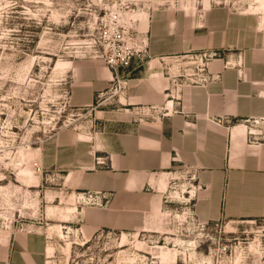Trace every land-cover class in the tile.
I'll return each instance as SVG.
<instances>
[{
  "label": "crops",
  "instance_id": "obj_1",
  "mask_svg": "<svg viewBox=\"0 0 264 264\" xmlns=\"http://www.w3.org/2000/svg\"><path fill=\"white\" fill-rule=\"evenodd\" d=\"M193 67L207 81L194 82ZM117 75L126 86L109 108L116 73L100 62L81 66L70 103L97 127L59 133L42 154L45 167L66 168V188L106 203L78 209L80 229L141 230L182 175L200 223L264 218V141L246 125L264 119L263 24L225 8L155 11L145 54ZM45 256L40 233L0 243V264H46Z\"/></svg>",
  "mask_w": 264,
  "mask_h": 264
},
{
  "label": "rangeland",
  "instance_id": "obj_2",
  "mask_svg": "<svg viewBox=\"0 0 264 264\" xmlns=\"http://www.w3.org/2000/svg\"><path fill=\"white\" fill-rule=\"evenodd\" d=\"M209 8L264 25V0H0V243L40 233L46 264H264V218L200 223L184 195L189 175L171 183L172 199L141 230L92 235L77 218L94 205L65 187V167L42 164L59 133L97 127L70 103L82 65L100 62L121 75L145 54L153 12ZM107 97L109 108L119 105L114 83ZM246 125L264 141V119Z\"/></svg>",
  "mask_w": 264,
  "mask_h": 264
},
{
  "label": "built area",
  "instance_id": "obj_3",
  "mask_svg": "<svg viewBox=\"0 0 264 264\" xmlns=\"http://www.w3.org/2000/svg\"><path fill=\"white\" fill-rule=\"evenodd\" d=\"M195 60L198 61L197 58H195ZM195 71H196V74L193 76L194 82L195 81L196 82L197 81H201V82L207 81V78H203V77L198 76V72H199L198 67H196ZM115 73H116V70H115ZM114 84H115V86H117V89L120 90L121 93H122V90L126 86L125 83L123 81H121V79L118 77L117 73H116V82ZM84 195L86 196V199L89 202H91L94 206H105L106 205V203L105 204L103 203V199H101L97 195H95V196H92L91 194H84Z\"/></svg>",
  "mask_w": 264,
  "mask_h": 264
}]
</instances>
